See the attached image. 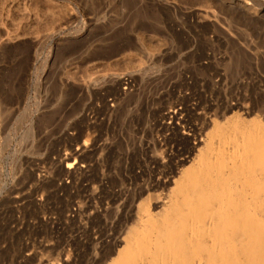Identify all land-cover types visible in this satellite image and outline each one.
Wrapping results in <instances>:
<instances>
[{
	"label": "rangeland",
	"instance_id": "374dc122",
	"mask_svg": "<svg viewBox=\"0 0 264 264\" xmlns=\"http://www.w3.org/2000/svg\"><path fill=\"white\" fill-rule=\"evenodd\" d=\"M222 102L264 106V0H0V264L100 263L185 149L162 114Z\"/></svg>",
	"mask_w": 264,
	"mask_h": 264
},
{
	"label": "bare ground",
	"instance_id": "6f19581e",
	"mask_svg": "<svg viewBox=\"0 0 264 264\" xmlns=\"http://www.w3.org/2000/svg\"><path fill=\"white\" fill-rule=\"evenodd\" d=\"M217 106L220 116H203V128L190 126L176 109L159 115L167 133L187 129L183 134L196 141L190 146L182 135L185 149L159 176L160 193L147 191L119 243L98 264H264V106Z\"/></svg>",
	"mask_w": 264,
	"mask_h": 264
}]
</instances>
